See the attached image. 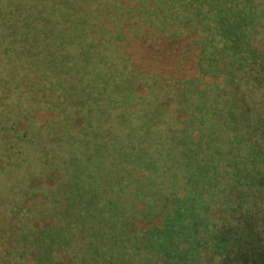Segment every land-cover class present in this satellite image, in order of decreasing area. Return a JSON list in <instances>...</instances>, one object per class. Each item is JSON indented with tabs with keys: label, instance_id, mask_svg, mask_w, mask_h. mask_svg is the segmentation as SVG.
I'll list each match as a JSON object with an SVG mask.
<instances>
[{
	"label": "trees",
	"instance_id": "trees-1",
	"mask_svg": "<svg viewBox=\"0 0 264 264\" xmlns=\"http://www.w3.org/2000/svg\"><path fill=\"white\" fill-rule=\"evenodd\" d=\"M0 175L57 264H264V0H0Z\"/></svg>",
	"mask_w": 264,
	"mask_h": 264
},
{
	"label": "rangeland",
	"instance_id": "rangeland-1",
	"mask_svg": "<svg viewBox=\"0 0 264 264\" xmlns=\"http://www.w3.org/2000/svg\"><path fill=\"white\" fill-rule=\"evenodd\" d=\"M167 48L169 52L166 51L157 58L149 56L141 62V66L149 73L161 72L177 76L194 73L192 60H186L183 66H179L174 61L173 49L170 46ZM1 181L0 175V183ZM6 191L10 192L0 189V264H57L53 246L48 255L45 253V248L50 245L44 234L40 240L32 235L50 225V217L41 212L45 208L42 205L43 192L37 190L24 196ZM23 230H27L29 236ZM37 252L43 258H38Z\"/></svg>",
	"mask_w": 264,
	"mask_h": 264
}]
</instances>
